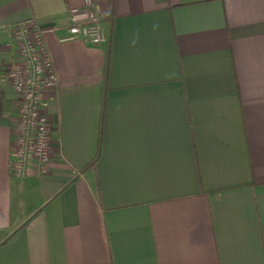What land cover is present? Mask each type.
I'll use <instances>...</instances> for the list:
<instances>
[{
    "label": "crops",
    "instance_id": "0c3cea01",
    "mask_svg": "<svg viewBox=\"0 0 264 264\" xmlns=\"http://www.w3.org/2000/svg\"><path fill=\"white\" fill-rule=\"evenodd\" d=\"M94 1L101 45L62 40L84 0H0V74L15 24L60 27L46 171L0 92V264H264V0Z\"/></svg>",
    "mask_w": 264,
    "mask_h": 264
},
{
    "label": "built area",
    "instance_id": "2783aa9c",
    "mask_svg": "<svg viewBox=\"0 0 264 264\" xmlns=\"http://www.w3.org/2000/svg\"><path fill=\"white\" fill-rule=\"evenodd\" d=\"M110 19V18H109ZM69 34L62 40L80 38L91 45L108 41V30L100 6L84 0L80 8L69 13L65 26ZM60 27H45L37 17L13 26L17 57L0 74V92L9 83L19 104L16 115L18 130L11 149V170L16 176L33 171L44 172L51 161L53 121L46 110V92L57 93L59 76L54 67L45 34Z\"/></svg>",
    "mask_w": 264,
    "mask_h": 264
},
{
    "label": "trees",
    "instance_id": "16d2710c",
    "mask_svg": "<svg viewBox=\"0 0 264 264\" xmlns=\"http://www.w3.org/2000/svg\"><path fill=\"white\" fill-rule=\"evenodd\" d=\"M110 63L109 61L107 62V65L105 67V73H104V83L105 86L107 85L108 81H109V77H110ZM105 99L103 101V109L105 108ZM102 131H103V123L101 124V137H102ZM101 151V144L99 145V149H98V155L100 154Z\"/></svg>",
    "mask_w": 264,
    "mask_h": 264
}]
</instances>
